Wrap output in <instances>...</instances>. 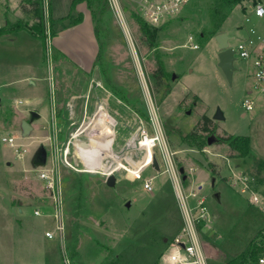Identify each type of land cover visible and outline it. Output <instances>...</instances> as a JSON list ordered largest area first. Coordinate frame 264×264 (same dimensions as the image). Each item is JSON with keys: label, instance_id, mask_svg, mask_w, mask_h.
Instances as JSON below:
<instances>
[{"label": "rangeland", "instance_id": "374dc122", "mask_svg": "<svg viewBox=\"0 0 264 264\" xmlns=\"http://www.w3.org/2000/svg\"><path fill=\"white\" fill-rule=\"evenodd\" d=\"M257 1L243 0L235 6L216 34H227L230 47L249 28L264 33V20L251 14ZM118 3L121 19L109 5L110 38L102 54L103 69L95 62L96 54L84 70L57 49L48 0H40L41 25L25 18L1 29L0 80L2 88L10 91L9 95L0 91V264H62L60 244L43 237L53 229V220L32 215L33 209L46 206L43 184L32 164L40 145L47 151L48 165H58L68 256L71 240L77 241V259L72 264H157L159 242L182 234L185 223L168 162L159 146L150 153L139 147V126L150 137L156 134L154 126H159L183 199L193 191L205 197L211 223L196 227L208 261L212 263L213 257L223 264H239L250 243L264 238V96L253 87L251 65L235 59L231 83L218 68L216 35L207 39L206 34L212 0H193L162 23H147L158 30L154 49H148L138 31L135 0ZM54 10L53 16L68 12L61 2ZM22 26L32 35H27L30 41L8 42L10 31ZM189 36L198 49L190 48ZM71 38L75 55L86 52V35L76 33ZM156 59L167 74L157 88L151 78ZM30 73L40 79L35 85L19 80ZM36 100L41 103L33 104ZM244 100L253 102L251 111L245 112ZM101 105L113 124H103L105 141L115 161L125 166L113 174L112 188L103 175L114 166L112 160L81 154L77 148V143L92 147V128L101 119ZM217 110L222 120L213 119ZM30 112L39 117L30 120ZM202 116L210 121L203 124ZM23 121L31 126L26 136H22ZM202 126L208 131H202ZM192 132L205 142L202 149L183 141ZM228 136L248 137V155L241 157L226 143H218L217 138ZM3 137L14 138L15 147L3 143ZM67 146V160L75 170L60 163ZM23 149L26 152L18 156L16 150ZM152 154L159 170L148 166L136 179L132 172L147 164ZM181 167L185 181L178 174ZM79 179H83L85 205L80 215L73 216L74 184ZM144 179L152 180L150 192L142 188ZM244 185L257 193L259 204L250 203L249 193H239ZM215 192L218 199L213 197ZM193 202L189 196L187 203ZM254 260L246 255L244 264Z\"/></svg>", "mask_w": 264, "mask_h": 264}, {"label": "built area", "instance_id": "2783aa9c", "mask_svg": "<svg viewBox=\"0 0 264 264\" xmlns=\"http://www.w3.org/2000/svg\"><path fill=\"white\" fill-rule=\"evenodd\" d=\"M112 7L115 14L121 19V13L118 0H107ZM193 0H135L137 11L144 21L151 25H158L165 19L176 15L181 8L191 3ZM251 14L257 19L264 20V3L263 1H257L252 7ZM248 21V18H246ZM247 35L234 47H230L233 50L235 59H240L249 62L252 68L253 87L264 96V33H257L254 29L249 28ZM188 43L191 49H198L197 44L194 43L193 36L188 37ZM251 94V92H249ZM243 108L245 112H249L253 108V102L251 100H244ZM103 111L106 114V110L103 106H100L98 112ZM155 136H149L144 126L138 128V145L139 147L147 148L150 145L151 150L159 146L162 157L168 162L172 175V185L180 199L181 209L183 212V219L185 228L182 234L174 237L167 246L162 250L160 258L157 264H210L208 261L207 253L203 249L201 235L197 230L196 225L203 226V228L211 223L209 209L206 205V199L200 194L199 191H193L186 196L185 200L180 194L179 180L174 172V169L169 160V153L164 140L162 139L159 126H154ZM3 143L10 147H15V139L12 137H3L1 140ZM146 144H142L144 142ZM145 145V146H144ZM18 156L25 153L16 150ZM68 146L63 151L61 158V164L65 167L75 170L76 168L71 165L67 160ZM151 159L148 164L139 165L136 169L135 178H140V172L148 166H151ZM36 175L43 184L45 192L46 206L43 210L37 208L33 209V217L49 216L53 220V229L46 230L43 234L47 240H55L60 244L62 264H72L70 257L67 254L64 246L65 242V213H64V201L61 187V180L58 165L52 163L48 165V162L44 166L37 167ZM110 174L104 175L105 177ZM142 188L144 191L150 192L152 190V180L144 179L142 182ZM200 190V187L197 188ZM240 194L249 193V201L251 204H259L260 200L257 193L253 190H249L248 186L244 185L239 190ZM193 198V203L188 204V197ZM49 211H45V209ZM251 264H264V251L259 254Z\"/></svg>", "mask_w": 264, "mask_h": 264}, {"label": "trees", "instance_id": "16d2710c", "mask_svg": "<svg viewBox=\"0 0 264 264\" xmlns=\"http://www.w3.org/2000/svg\"><path fill=\"white\" fill-rule=\"evenodd\" d=\"M243 0H212L211 6L208 10L209 22H210V30L208 33L206 32L208 38L210 39L212 36L216 35L219 32V29L223 25L226 20L228 14L231 10L238 6ZM79 3H85L87 9L90 12L91 20H92V31L94 35V39L97 44V53L95 57V62H97L102 69L106 68L104 62H102V54L107 46V40L110 38L109 31V23L111 19V10L109 7V3L107 0H73L70 4V11L74 10L76 5ZM35 11L38 14V23L41 25V11H40V0L34 1ZM133 18L138 26V31L141 34L142 40L146 43L148 49L156 48V36L158 30L156 28H152L145 22L138 14L133 13ZM82 21V15L79 14L77 18L73 20L74 24L80 23ZM18 27V26H15ZM42 31V29H41ZM3 30H0V35ZM40 32V30H39ZM202 35H205L204 32ZM40 37L42 38V32L40 33ZM157 68L152 72L151 78L153 80L154 86L160 87L163 84L164 78L167 76L163 63L160 59H156ZM169 91V90H168ZM122 99L126 100L124 96ZM142 117V114H139ZM209 118L206 116H202V123L207 124L209 122ZM201 130L204 132L208 131L207 126H202ZM218 143H226L231 151H236L240 153L241 157H245L249 152V138L248 137H237V136H228V137H219L217 138ZM189 146H194L197 149H202L204 146V141L201 137L195 135V133H190L186 138L183 139ZM76 196L72 203V213L73 216H78L83 212V207L85 205L84 201V187H83V179H79L74 184ZM170 241L167 239L166 242L161 240L159 242V250H162L167 246ZM76 239H72L69 245V257L74 262L77 259L76 252ZM248 257L250 259H255L258 254H261L264 251V238L261 239L259 243L252 241L247 250ZM161 253L158 255V259L160 258ZM246 255L243 256L241 263L244 264L246 262ZM210 264H223L212 262Z\"/></svg>", "mask_w": 264, "mask_h": 264}, {"label": "crops", "instance_id": "0c3cea01", "mask_svg": "<svg viewBox=\"0 0 264 264\" xmlns=\"http://www.w3.org/2000/svg\"><path fill=\"white\" fill-rule=\"evenodd\" d=\"M35 0H0V30L3 29V27L8 26L12 23V20L18 22L20 19H27L29 23H32L33 21H38V14L35 11L34 6ZM73 0H48L49 2V16L50 20L52 22L53 29L55 31V37H54V43L59 51L64 53L69 59L74 61L79 67H81L84 70L88 69V61H91L92 63V57L96 54V48L97 44L94 39L93 31H92V20L89 10L87 9V6L85 3H79L76 5L75 9L70 11V4ZM64 3L67 8L66 14L54 15L53 11H55V5L57 3ZM74 13L76 15H74ZM81 14L82 15V21L80 23L74 24L73 20L77 18V16ZM23 27V26H22ZM26 26L21 28L19 31H10L9 35L10 39L8 42L14 43L17 42V45H19V42L27 43V41H30L29 38H27V35H30V32H28ZM79 33V35H86L87 37V48L86 52L84 51L81 55H75L74 54V48H73V42L71 41V35ZM19 34L26 35L22 36L21 38H18ZM17 35V36H16ZM7 36V35H4ZM32 36V35H30ZM26 37V38H25ZM71 38V39H69ZM3 37L0 36V44ZM34 40V39H33ZM2 45V44H1ZM19 48V47H18ZM17 48V49H18ZM37 48V47H36ZM29 54V53H28ZM27 53L25 55V59L28 58ZM88 60V61H87ZM37 76V73H35ZM35 74H27L20 77V81H27L29 85H35V80L38 78L35 76ZM38 81L40 79H37ZM13 81L8 82L7 84L12 83ZM4 85V81L0 80V91L3 93L9 95L10 88H2ZM28 102V101H27ZM41 101H34L33 104H39ZM21 104V102H20ZM84 109L87 112V109L90 107V104L88 101L84 104ZM102 106V105H101ZM45 108V107H44ZM46 112H47V108ZM105 109V107H104ZM106 110V109H105ZM107 112V111H106ZM44 114V113H42ZM219 196V194H218ZM260 203V202H259ZM44 237V236H43ZM202 240V236H201ZM208 253V252H207ZM210 259V258H209ZM214 262L221 263L216 261L215 258H211ZM26 264H32L31 262H26Z\"/></svg>", "mask_w": 264, "mask_h": 264}, {"label": "water", "instance_id": "95a60500", "mask_svg": "<svg viewBox=\"0 0 264 264\" xmlns=\"http://www.w3.org/2000/svg\"><path fill=\"white\" fill-rule=\"evenodd\" d=\"M229 40L230 38L225 33L218 34L214 37V41L216 43V47L218 50L217 66L224 74L226 80L229 83H231L232 74L235 70L233 66L235 58L233 55V50L229 47V42H228ZM38 117L39 115L37 113L30 112V120L36 119ZM213 119L222 120L223 119L222 114L217 110L216 114L213 116ZM21 129H22V136H26L30 132L31 126L29 125L28 122L23 121L21 123ZM46 162H47V151L43 145H40L39 149L36 151V153L33 156L32 164L36 167H41V166H44ZM151 167L156 171L159 170V166H158L157 160L154 155L152 156ZM178 174L181 176L182 181H185L186 175L184 174V169L182 167L178 169ZM114 184H115L114 176L113 175L106 176V186L112 188ZM213 185H214V180H212V187ZM213 197L215 199H218V193L215 192L213 194ZM128 206L129 204H126V207Z\"/></svg>", "mask_w": 264, "mask_h": 264}, {"label": "bare ground", "instance_id": "6f19581e", "mask_svg": "<svg viewBox=\"0 0 264 264\" xmlns=\"http://www.w3.org/2000/svg\"><path fill=\"white\" fill-rule=\"evenodd\" d=\"M105 123H109V124L113 125L112 122L109 120L108 114L102 113L101 119L98 121L97 125L92 128V147L91 146H84V145L77 143V148H78L79 153H81V154H85L88 156L89 155H92V156L93 155H99V156L110 158L112 160L114 166L110 169H106L105 173H103V175H107V174L113 175L118 170L125 168V166L123 165V163L119 164V162L115 161L116 156H114V154L111 153L110 145L108 144V142L105 141L106 136H105V129L103 126V124H105ZM98 131L100 133H98ZM79 133L80 132L76 133L74 135V138L78 137L80 135ZM146 143L147 142L145 141L142 144H146ZM145 149L147 150V152H149V153L151 152L150 145H148L147 148H145ZM148 162H147V164H148ZM135 173L136 172H132L133 175Z\"/></svg>", "mask_w": 264, "mask_h": 264}]
</instances>
